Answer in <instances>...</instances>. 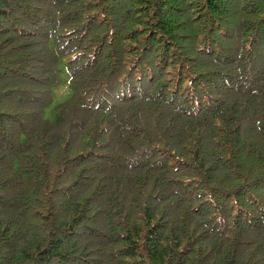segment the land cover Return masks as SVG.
Returning a JSON list of instances; mask_svg holds the SVG:
<instances>
[{"label": "trees", "instance_id": "1", "mask_svg": "<svg viewBox=\"0 0 264 264\" xmlns=\"http://www.w3.org/2000/svg\"><path fill=\"white\" fill-rule=\"evenodd\" d=\"M0 264H264V0H0Z\"/></svg>", "mask_w": 264, "mask_h": 264}]
</instances>
